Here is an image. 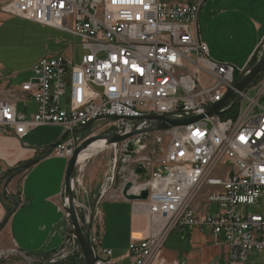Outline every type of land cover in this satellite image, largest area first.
<instances>
[{
    "label": "built area",
    "instance_id": "obj_1",
    "mask_svg": "<svg viewBox=\"0 0 264 264\" xmlns=\"http://www.w3.org/2000/svg\"><path fill=\"white\" fill-rule=\"evenodd\" d=\"M201 9V3L169 5L160 0H8L0 7L9 16L73 34L84 51L79 64L65 56L42 58L19 92L7 90L0 99V134L22 139L37 128L62 127L69 137L54 153L69 160L87 140L76 130L94 123L99 125L92 136H125L148 127V116H203L101 150H111L113 158L99 199L111 193L119 162L134 165L130 178H122V199L129 182L132 194L149 195L133 203L135 213L146 218V236L131 239L126 256L119 259L101 246L98 205L92 213V203L76 197L81 226L92 222L95 264H166L165 245L176 230L183 237L205 231L217 245L224 242L230 264H245L251 252L264 253V214L236 212L264 206V71L243 92L234 89L249 74L252 60L264 57V41L242 68L213 60L200 32ZM231 90L237 97L220 109L221 115L208 116L207 109L222 103ZM24 96L37 106L32 115L16 108L15 101ZM130 144L137 146L133 159L127 155ZM139 165L147 171L144 180L135 173ZM4 175L0 166V180ZM76 185L82 186L80 179L75 194ZM62 207L66 212L65 199ZM66 217V239L59 251L33 257L0 250V261L20 256L28 264H86Z\"/></svg>",
    "mask_w": 264,
    "mask_h": 264
},
{
    "label": "crops",
    "instance_id": "obj_2",
    "mask_svg": "<svg viewBox=\"0 0 264 264\" xmlns=\"http://www.w3.org/2000/svg\"><path fill=\"white\" fill-rule=\"evenodd\" d=\"M7 1L0 0V7ZM160 1L169 5L201 3V13L206 10L210 21L216 16L221 18L228 32L231 31L229 23L232 19H236L239 25L231 26L240 32L245 29L247 32L250 29L255 36V44L246 57V63L253 59L256 50L264 41V0ZM15 19L19 18L0 11V99L6 96L7 90L19 92L21 86L31 80L34 66L42 59L29 60L25 52L27 46L15 43L12 25ZM15 105L18 112L25 115H32L37 109L35 102L27 96H24L21 101H15ZM52 128H58L66 133L62 127ZM30 137L31 133L22 139L11 134H0V166L5 171L4 177L0 180V223L6 219L10 211H13V204L4 200L2 196L4 186L9 179L8 172L38 158L55 139L51 137L46 138V142L32 143ZM69 160L57 156L53 151L48 158L11 181L7 193L9 197L16 196L18 208L0 233V250H17L20 254L47 257L63 247L66 239L64 229H66L68 220L62 203ZM100 164V159L93 156L87 161V177L79 175L80 170L76 172L75 182L76 179H80L82 186L76 185L75 195L81 202L90 201L93 204L95 199L100 197L101 188L108 175V173L105 174L103 182L96 181L94 171L95 167ZM120 185L116 180L111 193L97 202L100 210L97 221L103 223L98 229L101 246L112 250L115 259L126 256L131 239H140L147 233L146 218L135 213L133 203L122 199ZM106 198H109L108 201L113 202L111 203L113 205L131 206V210L128 207L129 216L126 224L122 223L120 215L115 213L110 216L112 222L108 227L109 230L107 228L105 230L107 217L103 206ZM105 235L109 237L106 238ZM250 255L251 257L255 255L263 257L264 253L251 252ZM15 258L20 259L19 256ZM163 258L166 264H179L184 261L187 264L231 263L229 247L224 242L217 245L208 232L199 230L191 231L184 237L178 230L172 232L166 242ZM123 264L129 263L125 260Z\"/></svg>",
    "mask_w": 264,
    "mask_h": 264
},
{
    "label": "rangeland",
    "instance_id": "obj_3",
    "mask_svg": "<svg viewBox=\"0 0 264 264\" xmlns=\"http://www.w3.org/2000/svg\"><path fill=\"white\" fill-rule=\"evenodd\" d=\"M12 25L14 29L13 40H15V43L18 45L22 46L25 44L27 46L25 52L29 60L41 59L48 56H65L72 59L75 64L80 63L84 51L82 49L81 39L73 34L40 26L21 19L13 20ZM199 25L202 39L206 43L210 56L213 60L229 63L237 68H242L247 64L245 62L246 57L255 44V36L250 29H248L247 32L246 29L243 32H240L237 28H235L239 25V22L236 19H232L229 23L231 31L228 32L224 22H222V19L216 16L215 19H211L210 21L206 10H203L200 15ZM231 25H234L235 27ZM249 95L254 97L256 95V91L249 93ZM97 125L99 124L94 123L87 128V131L80 132V135H82L81 138H91V134L94 129L96 130ZM37 129H35L36 131L33 130L31 132L30 140L32 143H37L38 141L46 142V138L49 139L52 137L55 138L51 143H49L52 145L57 140L61 139V137L65 134L58 128L47 127L41 128L40 130ZM86 134H88V137H86ZM94 157L100 159L101 162L100 165L95 167L94 175L96 177V181L103 182L105 174L110 171L109 169L112 163L113 152L111 150H106L104 153ZM86 166L87 163L81 166L78 165L77 171L80 170V172H78L79 175L87 177ZM133 166L132 162L127 164L119 162L117 166L118 183H122V178L124 176L130 178ZM108 200L109 198L104 199L105 203L103 206L104 214L107 217L105 220V230L106 228L109 230L108 227L111 226L112 222L110 216L115 213L116 215H120L122 223L126 224L129 216L128 207H130V210L132 209L131 206L125 207L118 204L113 205L111 204L113 202ZM236 212L242 216L263 215L264 206L263 204H259L248 208H237ZM105 237L108 238L109 236L105 235ZM15 257L17 256L11 258L12 261L10 259L0 261V264H28L24 260L17 259ZM247 264H264V256L261 257L255 255L251 257L249 254Z\"/></svg>",
    "mask_w": 264,
    "mask_h": 264
},
{
    "label": "water",
    "instance_id": "obj_4",
    "mask_svg": "<svg viewBox=\"0 0 264 264\" xmlns=\"http://www.w3.org/2000/svg\"><path fill=\"white\" fill-rule=\"evenodd\" d=\"M264 71V57L256 62L252 67L248 69L249 74L241 81L236 82L234 85V89L238 92H243L255 79L256 77L261 74ZM236 91L231 90L227 96V98L220 104L216 105L213 108L207 109V114L208 116L212 115H221L219 113L220 109L228 105L230 102H232L236 97L237 93ZM146 121L148 122V127L141 131H134L131 134L122 136L117 133H113L110 135H103V136H95L91 137L84 142L81 143V145L73 152L72 157L69 160L68 163V168H67V173H66V179H65V190H64V199L66 202H68V207L66 208V213L68 216V219L70 221V225L72 228V234L74 237L77 239V242L79 243L81 250L84 254L85 257V263L86 264H95L96 261V248L92 245L90 241V233L92 229V222L84 229L78 219L77 216V211L75 207V202H76V195L74 191V186H75V177H76V172L78 169L79 165V157L80 155L88 150L90 146L95 142V141H103L104 146H111L113 144H119L122 141L131 138L132 136L146 133V132H160V131H165L169 130L171 128L175 127H181V126H186L191 123H194L198 120L203 119V116L201 117H194V118H188L184 120H170L166 118L165 116H148L145 118ZM90 127V126H89ZM86 128H82L79 130H76V133L84 132ZM69 137V133H65L63 137L57 142L54 143L53 145H50L42 155H40L38 158L25 163L21 167H18L12 175L6 185L4 186L2 196L3 199L11 202L13 204V211L10 212L6 219L0 224V233L3 231V229L6 227L8 224L9 219L11 218L13 212H15L18 208V201L16 200V196H8L7 189L11 181L24 174L27 170L31 169L32 167L36 166L38 163H40L42 160L48 158L52 152L63 142L66 141V139ZM86 137H88V134H86ZM68 150H71L72 147L68 146ZM137 149V146L134 144H130L129 146V152L128 156L130 158H135V153L134 151ZM135 173L138 176H142V179L144 180L145 177L147 176V171L141 166H137L135 169ZM132 189H133V183L129 182L127 183L123 189H122V196L125 199V201L129 203H134V202H139V201H146L148 199V191H143L140 196H137L135 194H132ZM100 197L96 198L94 203L92 204V213L95 212L97 202Z\"/></svg>",
    "mask_w": 264,
    "mask_h": 264
},
{
    "label": "bare ground",
    "instance_id": "obj_5",
    "mask_svg": "<svg viewBox=\"0 0 264 264\" xmlns=\"http://www.w3.org/2000/svg\"><path fill=\"white\" fill-rule=\"evenodd\" d=\"M103 141H95L88 150L84 151L79 157V166L85 165L87 161L93 156L99 155L101 150L104 148Z\"/></svg>",
    "mask_w": 264,
    "mask_h": 264
},
{
    "label": "trees",
    "instance_id": "obj_6",
    "mask_svg": "<svg viewBox=\"0 0 264 264\" xmlns=\"http://www.w3.org/2000/svg\"><path fill=\"white\" fill-rule=\"evenodd\" d=\"M252 62H253V64H255V63H256V60H255V61L252 60ZM15 171H16V169L9 171V172H8V178H10L12 175H14ZM10 212H11V211H10ZM10 212H9V213H10ZM68 264H75V263H74V261L72 260V261H70Z\"/></svg>",
    "mask_w": 264,
    "mask_h": 264
},
{
    "label": "flooded vegetation",
    "instance_id": "obj_7",
    "mask_svg": "<svg viewBox=\"0 0 264 264\" xmlns=\"http://www.w3.org/2000/svg\"><path fill=\"white\" fill-rule=\"evenodd\" d=\"M85 131H87V129Z\"/></svg>",
    "mask_w": 264,
    "mask_h": 264
}]
</instances>
